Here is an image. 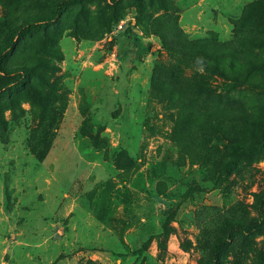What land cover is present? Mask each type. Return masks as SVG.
Listing matches in <instances>:
<instances>
[{
  "label": "rangeland",
  "instance_id": "rangeland-1",
  "mask_svg": "<svg viewBox=\"0 0 264 264\" xmlns=\"http://www.w3.org/2000/svg\"><path fill=\"white\" fill-rule=\"evenodd\" d=\"M56 1L0 0V48ZM142 3L75 1L9 50L0 264H264V0Z\"/></svg>",
  "mask_w": 264,
  "mask_h": 264
},
{
  "label": "trees",
  "instance_id": "trees-1",
  "mask_svg": "<svg viewBox=\"0 0 264 264\" xmlns=\"http://www.w3.org/2000/svg\"><path fill=\"white\" fill-rule=\"evenodd\" d=\"M75 1H79V0H57L55 7L53 8L52 11H50V13L40 15L36 18H29L21 25L11 26L10 32H9V38L7 42L0 48V73L6 76H14L20 79H23L25 78L27 74H30L29 70H24V69L17 70L13 68H7L3 65V62L6 59L9 50L14 46L17 39L30 34L35 29L47 28L48 26L54 24L59 19V17L64 13L66 8ZM111 1L115 2V0H111ZM137 3L139 7V13H141L143 11L142 0H137ZM165 44L167 47H169L168 42H166ZM193 44L194 43H191V41L185 40L182 43L181 48L177 50V51H181V52H178L180 55L182 54L179 58L177 57L178 62L173 63V64H166L164 62H160L159 64H156L154 68V72L158 76H160V78H165V79H168V78L178 79V78H181V75L183 78H185V75L183 74V72L181 73V71H182V66L185 64V61L188 60V53L186 51V48ZM263 137H264V132L262 133L260 139L263 140ZM243 153L250 154V153H253V151L245 147L241 150L239 155ZM238 159L239 158L235 159L234 162L237 161ZM232 167L233 165H231L228 168L227 170L228 173L231 171ZM173 217H174L173 213L168 215L165 223L170 221ZM263 218H264V212H263ZM204 264H209V263H204Z\"/></svg>",
  "mask_w": 264,
  "mask_h": 264
},
{
  "label": "built area",
  "instance_id": "built-area-1",
  "mask_svg": "<svg viewBox=\"0 0 264 264\" xmlns=\"http://www.w3.org/2000/svg\"><path fill=\"white\" fill-rule=\"evenodd\" d=\"M118 26H119V28H122L123 24H122V23H120Z\"/></svg>",
  "mask_w": 264,
  "mask_h": 264
}]
</instances>
